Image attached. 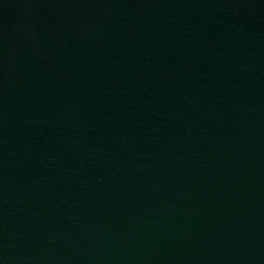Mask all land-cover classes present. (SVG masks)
<instances>
[{
  "label": "water",
  "instance_id": "95a60500",
  "mask_svg": "<svg viewBox=\"0 0 264 264\" xmlns=\"http://www.w3.org/2000/svg\"><path fill=\"white\" fill-rule=\"evenodd\" d=\"M0 264H264V0H0Z\"/></svg>",
  "mask_w": 264,
  "mask_h": 264
}]
</instances>
